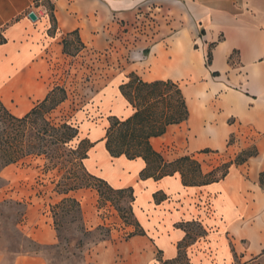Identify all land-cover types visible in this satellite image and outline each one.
Returning a JSON list of instances; mask_svg holds the SVG:
<instances>
[{
    "label": "crops",
    "instance_id": "1",
    "mask_svg": "<svg viewBox=\"0 0 264 264\" xmlns=\"http://www.w3.org/2000/svg\"><path fill=\"white\" fill-rule=\"evenodd\" d=\"M45 1L54 6V34ZM31 12L37 21L29 19ZM147 14L153 21L142 28L131 70L145 82L178 83L189 109L186 122L151 140L153 148L164 157L162 147L176 148L174 159L165 157L168 161L193 155L201 163L198 157L205 150H229L230 162L253 146L258 155L209 185L184 186L179 174L141 180L145 162L112 158L104 140L107 117L133 114L119 90L128 79L104 86L98 98L107 117L86 136L94 146L85 165L115 189L133 188V212L146 235L99 242L90 250V264H160L158 256L175 260L187 235L179 225L190 222L200 223L207 233L189 247L190 264H235V253L241 260L256 257L264 249V190L259 186L264 172V0H0V31L7 40L0 45V99L11 112L10 105L16 108L13 114L25 115L57 85L56 65L68 34L77 31L87 49L101 51L113 33L140 25ZM157 193L167 199L156 202ZM23 218L18 227L30 240L56 244L54 224L42 205L25 204ZM242 242L248 245L245 251ZM6 258L0 252V264ZM12 264L48 262L26 254L15 256Z\"/></svg>",
    "mask_w": 264,
    "mask_h": 264
},
{
    "label": "trees",
    "instance_id": "2",
    "mask_svg": "<svg viewBox=\"0 0 264 264\" xmlns=\"http://www.w3.org/2000/svg\"><path fill=\"white\" fill-rule=\"evenodd\" d=\"M44 3L48 6L47 10L52 24L49 33L54 34L56 30L54 6L48 1ZM70 37H75L77 42L85 47L78 32H72L63 39V53L67 55H70L68 51V38ZM5 43H7V40L3 32L0 31V45ZM210 62L211 57L209 55L207 64L210 65ZM127 79V82L120 85L119 90L132 107L133 114L126 119H120L116 116L110 117V125L106 130L104 140L106 150L112 158L124 156L130 161L142 159L145 162L146 167L139 175L141 180L152 178L159 181L165 177L179 174L184 186L209 185L223 180L233 165H243L250 158L258 155V150L253 146L239 153L234 161L223 163L208 172H204L201 163L193 155L181 156L172 161L166 160L162 153L153 148L151 140L165 135L169 126L182 124L189 119V109L183 91L180 85L173 81L145 82L135 73H132ZM67 100L66 89L57 84L28 113L17 116L0 99V189L5 185L2 172L9 166L26 159L41 158L54 163L66 153V156H72L74 160H80V163L85 162L94 143L87 139L79 140V127L73 125L70 121L55 122L52 118ZM76 140H79V143L74 148L72 143ZM233 141L234 137L232 136L229 145H232ZM82 148H84L83 153L78 154L77 157L75 153ZM210 152L205 150L202 153L207 154ZM74 177L76 178V176ZM89 178L91 180L85 182H83V179L77 178L73 182L65 184L64 188L60 190V194H63L64 198L53 206L52 212L55 229L61 241L64 238L63 220L67 217L72 218L70 224H76L77 231L84 237L93 234V232L85 229L80 202L70 196V193L76 190L83 188L95 189L101 201L113 203L121 215L123 214V208L119 207L120 200L129 197V212L134 214L135 196L133 188L115 189L110 183H107L108 181L106 182L95 176ZM259 186L264 190V172L260 174ZM154 199L156 202H160L167 198L166 196L161 197L157 193L154 195ZM137 226L140 227L138 221ZM194 226H197L200 230L197 235L190 229ZM179 227L187 235L178 244V257L172 261H163L158 258L160 264L188 262L186 249L193 245L199 237H204L207 234L198 222L180 224ZM135 235L146 234L140 227V231L130 235V237ZM28 241L36 245L30 239ZM26 253L28 255L39 254L37 250L27 251ZM234 256L236 264H264V249L260 255L245 262H241L236 253Z\"/></svg>",
    "mask_w": 264,
    "mask_h": 264
},
{
    "label": "rangeland",
    "instance_id": "3",
    "mask_svg": "<svg viewBox=\"0 0 264 264\" xmlns=\"http://www.w3.org/2000/svg\"><path fill=\"white\" fill-rule=\"evenodd\" d=\"M36 4L40 3L35 2ZM45 5L47 9L48 6ZM152 21L153 17L147 14L140 25H137V22L129 29H119L112 34L109 47L101 51L82 47L75 37L68 38L70 55L63 54L58 58L57 81H55L66 89L68 100L52 116L55 122L70 121L79 127V140H89L86 136L89 135L91 126L107 117V114L101 110V102L98 98L100 91L104 86L110 88L113 84L117 85L120 79L134 73L131 70L133 53L138 51L137 43L142 28L150 27ZM10 109L13 113L17 112L14 106L10 105ZM110 117L112 116L107 117L108 121ZM79 140L72 143L74 148L77 147ZM157 147L159 148L160 145ZM165 148L162 147L165 157L168 160L174 159L176 148L170 150L169 145L168 150ZM83 151L84 148L76 152V156L78 157ZM232 157H234L233 153L228 150L200 155L198 159L201 160L203 169L208 172L213 167L222 165V162H229V158ZM90 176L94 175L89 172L85 162L80 163V160H74V157L66 156V153L54 163L41 158H30L9 166L2 172L5 185L0 189V252L6 254L5 264H12L17 255H26L27 251L35 250L47 260L48 264H90V250L100 241L109 238L126 239L140 231L141 226H137L135 215L129 212V197L120 200L119 207L123 208L121 215L113 203L101 201L95 189L83 188L71 192L70 196L80 202L85 229L93 232L91 236L84 237L80 234L76 224H70L72 218L67 217L63 220L62 241L58 235L56 244L51 246L37 243L34 245L28 241L27 232L24 230L21 232L18 227L24 219L25 204L42 205L54 224L52 208L64 198L60 190L65 184L77 178L83 179V182L90 181ZM208 203L211 205V199ZM190 229L195 235L200 232L197 226ZM241 245L244 251L248 249L246 242H242ZM188 249L189 247L186 249L187 256ZM248 260L249 257L242 259L241 262ZM177 264H190V261Z\"/></svg>",
    "mask_w": 264,
    "mask_h": 264
},
{
    "label": "water",
    "instance_id": "4",
    "mask_svg": "<svg viewBox=\"0 0 264 264\" xmlns=\"http://www.w3.org/2000/svg\"><path fill=\"white\" fill-rule=\"evenodd\" d=\"M29 19L32 20V21H34V22L37 21V16L35 15L34 12H31L29 14Z\"/></svg>",
    "mask_w": 264,
    "mask_h": 264
}]
</instances>
